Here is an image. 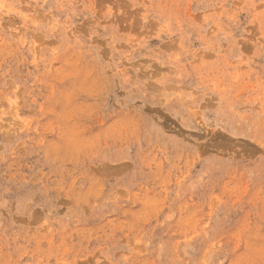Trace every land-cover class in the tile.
Wrapping results in <instances>:
<instances>
[{"label":"rangeland","instance_id":"374dc122","mask_svg":"<svg viewBox=\"0 0 264 264\" xmlns=\"http://www.w3.org/2000/svg\"><path fill=\"white\" fill-rule=\"evenodd\" d=\"M0 264H264V0H0Z\"/></svg>","mask_w":264,"mask_h":264}]
</instances>
